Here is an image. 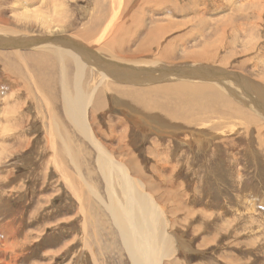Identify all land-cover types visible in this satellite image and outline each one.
<instances>
[{
  "label": "rangeland",
  "instance_id": "374dc122",
  "mask_svg": "<svg viewBox=\"0 0 264 264\" xmlns=\"http://www.w3.org/2000/svg\"><path fill=\"white\" fill-rule=\"evenodd\" d=\"M88 1L92 5L93 2H99ZM88 1L60 0L61 5L63 4L61 7L57 0L55 6L61 8L59 17L51 8L52 0H0V17L8 21L7 27L14 31L43 35L42 33L48 32L45 27L37 22L26 24L15 20L21 18L15 15L25 14L24 12L46 15L52 23V31L55 30L54 34L70 35L86 27L85 22L86 25L91 24L97 12L100 13L102 5L98 4L94 9V6L87 4ZM229 1L167 0L163 7L142 5L144 13L139 10L141 5L136 9L134 7V14L139 10L138 15L143 16L141 20L145 28L141 35H146L158 25L169 26L170 34L163 39V45L171 41V57H175L176 61L185 59L189 52L204 50L205 44L218 43L211 47L218 48V59H228L230 66L227 69L215 64L219 65L216 67L258 82L264 92V82L256 79L264 75V66L259 62L260 58L264 59V16L260 24L262 30L251 31L247 25L250 23V16L247 15V24L243 25L242 31L237 24L233 31L228 27L229 22L239 16L243 19L238 20V23L243 21L248 11L244 9V3L234 4ZM85 7L92 9L87 19L81 14ZM55 22L59 24L58 27ZM35 51L37 50L23 52L26 64L29 62V70L33 74L31 76L35 81L48 77L50 87L53 88L52 78L57 80L55 73L59 74L57 60L47 58L44 52ZM4 55L0 58L2 107L4 104L1 101L5 96L9 98L20 82L30 80L24 65L14 55ZM200 64L206 63L200 61L198 65ZM124 85L135 86L128 83ZM14 97L24 100L22 93ZM152 100V104L154 101L158 104H149L150 111L160 107L157 112L164 107L160 106L162 103L158 98ZM107 110L105 115L97 118L102 124L100 131L109 134L105 123L111 117L115 137L123 134L126 145H121L126 146V152L142 166L153 184L160 183L165 177L163 182L174 184L171 190L177 191L183 186L179 191L183 193L182 200L186 198L185 203L178 201L179 206L175 212L167 213L168 218L175 222L169 229L170 233L178 239L174 246L177 251L175 264H264V143H259L261 138L258 137L259 131L253 128L254 119L251 118V121L248 114L239 116L235 108L207 105L205 115L212 122L204 126L206 132L194 134L195 136L190 133L188 136L181 131L155 132L127 119L123 131L121 127L115 126L114 117H126L116 112L111 103ZM193 112L196 114L197 110ZM22 113L28 116L31 123L30 130L24 134L32 140L31 143L19 145L0 140V233L4 230L14 233V240H11L12 253L6 250L4 243L0 244V264H129L117 237L111 236L112 226L102 211V205L94 200V194L90 195L89 191H94V174L91 176L86 167L82 166L86 185L82 187L81 204L73 201L63 182L57 183L58 174L53 170L52 161L46 164V143H42L43 131L39 125L41 120L35 119L33 104L27 102ZM184 135L188 136L186 140L189 142ZM102 140L106 142V146L117 147L116 141L110 143L104 138ZM195 143L201 144L197 146ZM81 144L92 153L89 165L94 170V155L97 154L86 143H74V146ZM80 182L81 180L78 183ZM163 187L169 190L168 186ZM97 190L106 200L105 187ZM169 205L168 208L171 207Z\"/></svg>",
  "mask_w": 264,
  "mask_h": 264
},
{
  "label": "bare ground",
  "instance_id": "6f19581e",
  "mask_svg": "<svg viewBox=\"0 0 264 264\" xmlns=\"http://www.w3.org/2000/svg\"><path fill=\"white\" fill-rule=\"evenodd\" d=\"M100 1L93 2V5L91 1L87 2L94 6V9L98 4L102 5L100 13L98 11L96 16L93 15L94 20H91L93 24L86 25L85 22L86 27L70 35L54 34L55 30L52 31L53 26L50 27L52 23L46 15L38 16L29 12L15 15L21 17L15 20L26 24L37 22L45 27L48 32L42 33L43 35L14 31L7 27L9 22L0 17V58L6 53L14 55L24 65L30 79L20 82L21 84L15 87L16 90L12 91V96L9 98L5 96L1 101L4 106H0L2 107L0 123L4 124L0 125V140L19 143V145L31 143L32 140L24 136L25 132L30 130L31 123L28 116L22 113L27 102H31L36 112L35 119L41 120L39 125L43 131L42 143H46V164L52 161L53 170L58 174V176L55 174L58 177L57 183L63 182L73 201L81 204L82 187L86 185L81 170L84 165L87 173L91 176L94 174V191H89L90 195L94 194V200L102 205V211L112 226L111 236L117 237L129 264H175L177 251L174 246L178 239L170 233L169 229L175 222L168 218L167 213L175 212L176 207L179 206L178 201L184 202L186 199L182 200L183 193L179 191L183 186L177 189L175 185L177 191H173L171 189L174 188V184L163 182L165 177L160 183L153 184L142 166L126 152V146L121 145L125 143L123 134L115 137L114 126L110 122L111 117H108L105 123L109 134L100 131L102 124L97 118L105 115L111 103L116 112L126 117L125 119L114 117L115 126L121 127L123 131L127 119L132 123L149 127L155 132L181 131L190 136V133L196 135L206 132L204 126L212 122L205 115L207 105L224 108L228 106L230 109L235 108L239 116L248 114L251 121L254 119L255 123H258V126H255L252 122L254 123L252 126L257 132L259 131L258 137L261 138L259 143H264V133L262 134L264 123L260 122H264L263 88L258 82L250 81L239 73H234L235 77L229 76L228 79L223 78L225 76L222 74L219 75V71L228 69L230 65L228 59H218L219 49L211 47L216 44H205L204 50L189 52L184 55L185 59L176 61L175 57H171L173 55L171 41L163 45V39L170 34L168 25H158L146 35L145 33L141 35V31L145 28L141 20L143 16L138 15L142 5L163 7L167 0ZM230 1L234 4L244 3V9L248 11L243 21L238 23V20L243 19L239 16L229 22L228 27H231V30H236V24L241 30L243 25L247 24V15L250 16V23L247 25L251 31L261 28L264 0ZM52 2L51 8L56 15H59L61 8L55 6L57 0ZM104 2H109V6ZM58 3L62 7L60 0ZM139 6L138 12L136 10L138 16L135 18L134 7L136 9ZM82 11L81 14L86 19L92 13V9L88 7L83 8ZM142 11L141 9V13ZM56 25L59 26L57 23ZM85 28L89 30L86 31ZM49 37H53L51 41H44ZM28 43L31 45L29 48L25 45ZM28 50H37L35 53L44 52L47 58L57 60L59 74L55 73L57 80L54 81L52 78L53 88L50 87L48 77L39 81L32 78L29 62L26 64L24 60L26 56L23 52ZM263 60L260 58L259 62L264 66ZM189 61L198 63L201 61L206 64H191ZM215 64L224 68L216 67L219 65ZM242 64L240 65L243 67ZM179 66L184 67V70L179 71L180 75L166 69ZM190 69L197 72H192ZM210 70L218 72L210 73L208 72ZM191 75L195 76L196 80H191ZM256 79L264 82V75ZM125 83L135 86H126ZM15 93H22L24 100L15 98L14 96L17 95ZM155 98L161 101L160 106H164L162 107L164 110L160 109L161 112H156L159 106L158 109L152 107L155 110H149L151 109L149 106L158 104H155L157 101L152 104V99ZM195 109L196 114L193 112ZM208 109L210 111V108ZM155 122L158 123L154 125ZM186 135H184L185 140L188 138ZM101 137L110 143L116 141L117 147L104 145L106 142ZM74 143H86L95 150L97 155H94V170L89 165L91 158L89 156L92 153L84 144L77 147ZM184 144L190 145V143ZM200 144L195 143L197 146ZM82 152H85L86 156L84 153L82 155ZM176 170L177 167L174 168L175 172ZM80 180L81 182L78 183ZM163 185L168 186L169 190H165ZM103 187H105L106 200L97 190ZM88 189L90 190L89 186ZM169 204H171L170 208L167 207ZM0 234V244L4 243L6 250L12 253L11 240H14V233L4 230Z\"/></svg>",
  "mask_w": 264,
  "mask_h": 264
},
{
  "label": "water",
  "instance_id": "95a60500",
  "mask_svg": "<svg viewBox=\"0 0 264 264\" xmlns=\"http://www.w3.org/2000/svg\"><path fill=\"white\" fill-rule=\"evenodd\" d=\"M52 38H53V37H49L48 39H45L44 41H51ZM25 45H26L28 48L31 46L30 43L25 44ZM166 69H168L167 71H169V72H172V73L178 74V73H180V72H179L180 70H184V67H183V66H179V67H172V68H166ZM190 70H192V72H197V71H193V69H190ZM203 71H204V70H203ZM208 72H210V73H212V72L216 73V72H218V71L210 70V71H208ZM234 73H235V72L225 71V70H223V71H219V75L222 74L223 76H225V77H223V78H225V79H228L229 76H234V77H235ZM235 74H236V73H235ZM178 75H180V74H178ZM239 76H241V75H239ZM243 77H244V76H243ZM188 78H189V77H188ZM241 78H242V77H241ZM244 78H246V77H244ZM190 79H191V80H196V77L191 75ZM246 79H247V78H246ZM235 80H236V79H235ZM248 80H249V79H248Z\"/></svg>",
  "mask_w": 264,
  "mask_h": 264
}]
</instances>
